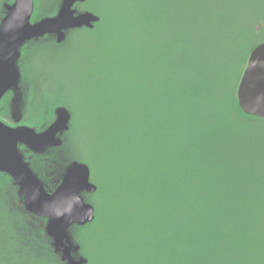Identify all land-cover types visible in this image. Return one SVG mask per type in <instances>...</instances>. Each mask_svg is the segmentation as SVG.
Masks as SVG:
<instances>
[{"label": "trees", "instance_id": "trees-1", "mask_svg": "<svg viewBox=\"0 0 264 264\" xmlns=\"http://www.w3.org/2000/svg\"><path fill=\"white\" fill-rule=\"evenodd\" d=\"M159 1L118 0L94 13L108 25L120 60L114 121L133 120L126 129L138 132L145 111L159 116L158 161L149 171L159 187L154 222L165 207L164 176L177 175L172 218L167 212L173 231L158 241L153 224L142 264L165 250L173 264H264V119L240 111L232 79L236 65L260 44L251 42L260 29L250 25L254 12L248 6L222 15V0H184L187 6L180 1L163 25ZM12 236L21 252L40 257L50 251L43 229Z\"/></svg>", "mask_w": 264, "mask_h": 264}, {"label": "rangeland", "instance_id": "rangeland-1", "mask_svg": "<svg viewBox=\"0 0 264 264\" xmlns=\"http://www.w3.org/2000/svg\"><path fill=\"white\" fill-rule=\"evenodd\" d=\"M113 1L117 5L118 0H86L78 7L80 10L103 14ZM180 1L181 7L187 6L184 0L159 1V19L163 25L173 9L180 8ZM12 2L0 0V20L4 16V5ZM60 5L61 0H36L33 21L54 15ZM248 6L254 12L250 25L256 30L260 28L251 42L264 43V0H222V7L225 8H222V15L231 10L241 12V7ZM258 21H262V27ZM94 28L92 31L72 32L60 46L54 40L44 39L31 41L33 44L28 51L22 52L20 49L18 68L22 79L19 89L22 88V80L34 87L28 114L24 115L40 121L36 125L41 128L53 122L58 107L66 108L71 114L69 132L64 138L62 150H58L63 151L62 156L69 161L87 165L90 181L97 188L94 194L84 195L85 200L95 209L94 221L85 227L71 229L72 239L80 247L79 255L87 260V264H98L97 260L102 259L109 250L104 264H142L145 262L143 256H146L142 251L151 238L153 224L158 228V241L160 235L168 237L173 231L169 215L172 218L177 196V193L174 194L177 175L175 180L172 172L164 176L160 187V204L165 207L160 221L154 222L159 187L149 171L153 160L155 165L158 161V152L154 151V131L159 116L155 110L145 111L139 123L142 131L138 132L126 129L128 124H133V120L119 118L114 121L111 102L116 83L121 77L120 60L111 51L113 38L111 33H107L108 25L103 23L102 17ZM250 53L246 55L245 63H239V68L236 65L233 71L232 79H236L233 84L235 98ZM10 102V98L5 99L0 110L4 111L2 109L9 104H15ZM19 108L25 112L22 103ZM42 117L46 119L44 123ZM54 149L50 148L46 157L52 162L44 161L36 165L44 177L49 171L52 177V167L61 157L58 150ZM167 157H173V153H168ZM6 193L10 195L8 184L0 178V264H62L54 254L46 234V247L50 251L41 252L40 257L35 252L19 251L22 248L12 233L26 231L33 234L35 229L44 230L45 222L41 225L40 222L21 218L20 208L6 198ZM102 244L110 247L104 251L105 246ZM170 254V250L163 251L161 255L158 251V254L152 256L150 264H163Z\"/></svg>", "mask_w": 264, "mask_h": 264}, {"label": "water", "instance_id": "water-1", "mask_svg": "<svg viewBox=\"0 0 264 264\" xmlns=\"http://www.w3.org/2000/svg\"><path fill=\"white\" fill-rule=\"evenodd\" d=\"M35 0H14L4 5L0 20V101L9 91H19L18 59L23 45L54 36L62 44L71 30L92 31L100 22L93 12L78 13L75 3L86 0H61L56 15L32 22ZM240 111L250 117L264 119V43L250 53L236 92ZM71 114L64 107L55 110L54 121L37 133L26 126L9 127L0 121V173L8 175L18 189L25 211L46 221L44 231L62 264H87L79 255L80 247L72 239L71 229L85 227L95 219V209L84 195L97 191L90 181L87 165L73 161L62 173L59 185L48 192L24 161L19 146L40 153L63 144L61 135L70 129Z\"/></svg>", "mask_w": 264, "mask_h": 264}, {"label": "flooded vegetation", "instance_id": "flooded-vegetation-1", "mask_svg": "<svg viewBox=\"0 0 264 264\" xmlns=\"http://www.w3.org/2000/svg\"><path fill=\"white\" fill-rule=\"evenodd\" d=\"M35 2H36V0L34 1V3ZM81 4H84V3H75L73 6V9L76 10L78 13L88 11V10H80V8L78 6ZM56 13H57V11L55 12L54 15H56ZM54 15H51V16H54ZM51 16H49V17H51ZM32 22H34L33 19H32ZM80 30H87V29H80ZM74 31H79V30L68 31L66 33V39ZM44 39H46V40L51 39L52 41L53 40L55 41L54 36H45L41 39H37L36 41H40V40H44ZM31 44H33V43L29 42V43L25 44L21 48V51L22 52L28 51V48L30 47ZM57 45L60 46L62 44H57ZM22 52H21V55H22ZM19 68H20V65H19ZM21 70H22V68H21ZM21 79H22V76H21ZM33 92H34V87H32L30 84L26 83L25 81L23 83V80H22V88H20L19 91H17V92L9 91L8 93H6L5 96L2 98V100L0 101V105L3 104L5 99H9V98L11 99V102L13 101L15 104L14 105L11 104V106L9 104V106L7 108L2 109L4 111L0 110V121L9 127H18V126L32 127L37 133L46 129L48 126L39 128V126H37L36 123H41V122L38 120H35L34 117L33 118L32 117L26 118L24 115V113L28 112V105H29L30 100L33 96ZM21 103H22L23 110L25 112L22 111V108L21 109L19 108V105ZM34 116L38 117L40 115H34ZM30 118H31V120H30ZM36 119H40V118H36ZM41 119H42V122L46 120L44 117H42ZM48 120H49V118H48ZM29 122H32V123H29ZM51 123L52 122H50L49 125ZM68 132H64L61 135V139L63 141V144L60 147L55 148L54 150H58V149L62 150L63 145H64V138H66ZM59 150H58V153L61 154V157H60L58 162L55 161V166L52 167V170H53L52 177H51L50 171H49V173L46 174V177H44V175H41L42 172L39 170V168L36 167V165H39L40 162H44V161L52 162V161H50L51 160L50 158H46L48 155V151H50V148L44 149L40 153H34V152L26 149L22 145L19 146V151H20L24 161L29 165L30 169L36 175V177L39 179V181H41L43 183L45 189L48 192H52L59 185L60 179L62 177V173L69 166L67 163L71 164L73 162L71 160L69 161L68 159H66V157L62 156L63 151H59ZM55 175H57V177ZM0 178L4 179L7 182L10 195L8 196L6 193V195H7L6 198L14 201L17 204V206L21 210V217L22 218L24 217L26 220L29 219V220H33L36 222H40L41 225L43 224V222H45L44 223V227H45L46 221L44 219L33 217L32 215L28 214L25 211L24 206H23V202L18 197V189L14 185V182L12 181V179L8 175L3 174V173H0Z\"/></svg>", "mask_w": 264, "mask_h": 264}]
</instances>
